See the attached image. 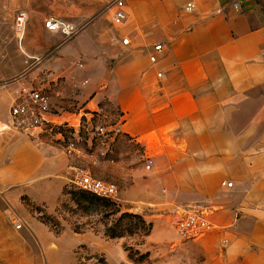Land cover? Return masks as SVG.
<instances>
[{
    "label": "crops",
    "instance_id": "1",
    "mask_svg": "<svg viewBox=\"0 0 264 264\" xmlns=\"http://www.w3.org/2000/svg\"><path fill=\"white\" fill-rule=\"evenodd\" d=\"M149 1L157 7L155 18L136 17L127 27V46L140 48L125 57L122 65L114 66L108 76V92L121 112L120 134L143 147L147 160L142 172L148 178L136 183L141 188L186 190L204 199L209 219L217 228L196 244L190 241L200 252L196 264H264V116L260 111L264 107V0H243L239 11L231 10L228 0H193L192 13L182 11L189 0ZM1 4L14 6L15 0H0ZM217 9L221 12L216 13ZM44 19L32 16L20 39L13 25L12 32L22 52L43 56L46 77L66 75L70 44H61L62 36L47 30ZM141 32L148 35L141 37ZM91 42L95 44L93 39ZM158 43L162 52L151 63L152 46ZM116 49L115 44L108 53ZM157 72L162 79L156 78ZM20 85L0 91V124L8 119ZM71 85L67 88L72 97L84 101L82 94L76 95L75 84ZM233 102L237 108H256L249 125L231 136L224 133L235 138L236 166L193 165L192 156L202 153L201 148L197 151L200 140L210 138L213 122L227 120L223 109ZM155 133L160 141L168 136L176 145L184 139L186 152L180 154L163 144V154L150 153V147L159 145L150 140ZM223 153L227 160L232 156L226 149ZM181 155L184 166L180 161L176 165L170 162L175 158L176 163ZM71 165L60 167L51 157L41 156L24 135L0 132V264H50V242L62 237L53 236L19 199L25 195L31 202L45 203L50 212L56 203L52 200L56 184L63 182L50 180L44 184V193L37 194V166H44L49 175H64L66 168L75 169ZM99 175L112 178L107 172ZM15 214L24 220L20 229L12 223ZM75 237L76 245L93 249L87 234Z\"/></svg>",
    "mask_w": 264,
    "mask_h": 264
},
{
    "label": "rangeland",
    "instance_id": "2",
    "mask_svg": "<svg viewBox=\"0 0 264 264\" xmlns=\"http://www.w3.org/2000/svg\"><path fill=\"white\" fill-rule=\"evenodd\" d=\"M110 1L15 0L14 6L0 5V82H7L6 87L0 88V91L8 92L18 82L23 84L20 87L41 89L49 97L50 114L55 117L53 121L67 120L75 126L78 124L74 136L78 138L79 154L68 157L64 153L65 142L74 133L72 128L47 127L37 135L27 136L10 125L8 116L6 122L0 124V132L24 135L41 156L51 157L60 167L65 163L66 166H72V162L73 166L84 167L99 178L100 172H107L112 178L106 180L114 181L120 188V202L115 205L77 189L72 183L75 173L73 168H66L64 175H49L44 166H37V194L44 193V184L50 180L63 182L56 184L55 188L58 189L52 199L56 201L54 209L48 212L45 203L36 204L25 195L20 197L19 203L32 217L44 223L53 236L62 237L59 241L50 242L53 248L49 252L50 264H196L200 252L189 243L191 241L196 244L201 238L193 241L182 238L177 234L174 223L181 212L194 204H200L208 210L204 199L189 191L166 186L141 188L136 181L148 178V173L142 172L147 161L143 147L129 141L122 134L111 143L110 152L106 156L98 155L102 145L95 127L100 124H116L121 116L108 92L109 72L114 66L122 65L125 57L140 48L123 45L121 40L129 38L127 27L136 17L154 19L157 10L156 5L149 0H126L127 19L121 24H114L111 13L106 10ZM17 10L27 12V29L32 16L58 17L82 27L76 36L66 42L63 39L60 41L61 44H70L66 75L46 77L44 72L47 69L42 64L44 59L34 63L26 58L23 48L19 49L18 39L12 32ZM153 25L154 21L151 27ZM145 35L148 33H140L141 37ZM115 44L117 49L112 54L108 53V49ZM73 58H81L84 67L75 69L72 66ZM100 58L103 64L101 67L97 64ZM28 71L37 72L29 76V73L25 74ZM82 80L87 82L81 84ZM68 83L71 88V84H75L73 88L76 95L82 94L84 101L79 102L72 97ZM232 104L223 109L227 111L224 116H227V120L222 124L213 122L210 138L200 140L197 151L201 148L202 153L192 156L195 161L193 165L236 166L235 138H227L224 133L229 132L231 136L249 125L256 108H237L235 102ZM260 111L264 116V107H260ZM151 139L159 144L155 148L150 147L152 154H163V144L176 148L180 154L186 152L184 139L178 145L168 136L160 141L156 133L151 135ZM225 149L232 155L228 160L223 153ZM174 159L170 162L176 165L180 161V166H184L182 155L176 163ZM124 213L132 214L133 217L122 216ZM14 218L24 223L18 214ZM76 234H87L93 249L90 250L87 245H76ZM114 234L116 236L111 237Z\"/></svg>",
    "mask_w": 264,
    "mask_h": 264
},
{
    "label": "built area",
    "instance_id": "3",
    "mask_svg": "<svg viewBox=\"0 0 264 264\" xmlns=\"http://www.w3.org/2000/svg\"><path fill=\"white\" fill-rule=\"evenodd\" d=\"M243 0H228L227 5L233 11H239ZM126 0H111L106 10L111 13L114 24H121L127 19V11L125 9ZM184 13H192L195 11V3L193 0L187 1L183 7ZM221 9H217L216 13H220ZM29 16L24 10H17L13 19V31L18 39H20L27 27ZM44 27L52 32H58L64 42L76 36L82 30L81 26H77L67 20L48 16L43 21ZM129 38H122L123 45L129 44ZM162 44H154L152 52L149 55V61L155 63L159 54L162 52ZM27 59H31L34 63L43 60V56L28 55L23 52ZM72 66L75 69H82L84 62L81 58L74 59ZM161 72L156 73L157 79H162ZM87 80H82L81 84H85ZM7 82H0V88L6 87ZM54 115L50 114V101L46 93L41 89L28 88L27 86L19 87L18 98L12 103L9 110V123L20 132L27 136L37 135L45 128L62 126L73 129V136L65 142L64 153L68 157H74L79 154L78 138L74 136L78 124L75 126L69 121L64 122L53 121ZM96 134L101 138V147L98 149V155L104 157L110 152L111 143L121 133L117 123L113 125H97L95 127ZM72 183L75 187L96 198L106 200L117 205L120 202V188L114 182L93 176L91 172L80 166L75 167ZM12 223L16 229H20L23 225L21 220L12 219ZM174 228L182 238L199 239L205 234L212 232L217 226L209 219V213L206 207L200 204L192 205L188 210L180 213L174 223Z\"/></svg>",
    "mask_w": 264,
    "mask_h": 264
},
{
    "label": "trees",
    "instance_id": "4",
    "mask_svg": "<svg viewBox=\"0 0 264 264\" xmlns=\"http://www.w3.org/2000/svg\"><path fill=\"white\" fill-rule=\"evenodd\" d=\"M93 199V198H92ZM95 199V198H94ZM96 199H99V198H96ZM100 200H102V199H100ZM104 202H108V201H106V200H103ZM122 216H126V217H133V215L132 214H129V213H124V214H122ZM149 230H150V227L148 228V229H146V231H145V233L147 234L148 232H149ZM116 235L114 234L113 236H111V237H115Z\"/></svg>",
    "mask_w": 264,
    "mask_h": 264
},
{
    "label": "bare ground",
    "instance_id": "5",
    "mask_svg": "<svg viewBox=\"0 0 264 264\" xmlns=\"http://www.w3.org/2000/svg\"><path fill=\"white\" fill-rule=\"evenodd\" d=\"M151 141H153L152 139H150Z\"/></svg>",
    "mask_w": 264,
    "mask_h": 264
}]
</instances>
